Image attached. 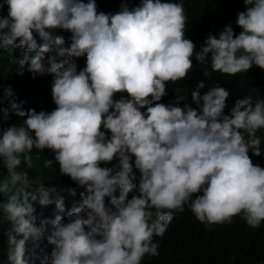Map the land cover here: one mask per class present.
<instances>
[{"label": "clouds", "instance_id": "9594fccd", "mask_svg": "<svg viewBox=\"0 0 264 264\" xmlns=\"http://www.w3.org/2000/svg\"><path fill=\"white\" fill-rule=\"evenodd\" d=\"M0 52L51 82L0 95L5 264L148 263L182 212L264 227V85L238 79L264 82V0H0Z\"/></svg>", "mask_w": 264, "mask_h": 264}, {"label": "trees", "instance_id": "16d2710c", "mask_svg": "<svg viewBox=\"0 0 264 264\" xmlns=\"http://www.w3.org/2000/svg\"><path fill=\"white\" fill-rule=\"evenodd\" d=\"M189 1L184 0L186 4ZM18 57V52L12 55L0 52V95L3 89L11 87L15 97H26L22 100L23 104L34 103L32 97L46 101V97H51V82L46 81V75H39L38 80L33 79L26 68L24 74L19 75V65L14 62ZM204 72L205 69L202 70L201 76ZM214 79L215 76L209 77L211 82H214ZM238 79L240 85H264L258 73L238 74ZM46 89L49 90L48 93ZM170 91L177 96L187 95L185 89L170 88ZM53 106L55 107L54 104ZM13 123H17L14 115L3 122L2 126L7 127ZM46 158V155H40L36 163V176L50 187H59L56 171L48 173L43 168ZM0 224V264H5L4 258L8 248L7 229L5 222ZM154 242L160 245L159 255L151 256L152 261H142V264H264V227L254 231L236 219L224 226L219 224L208 228L198 222L191 212H182L173 224H169L163 238L157 237ZM39 264H42V261Z\"/></svg>", "mask_w": 264, "mask_h": 264}]
</instances>
